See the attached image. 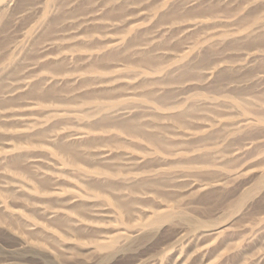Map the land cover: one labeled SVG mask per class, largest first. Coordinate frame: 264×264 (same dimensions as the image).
Returning a JSON list of instances; mask_svg holds the SVG:
<instances>
[{"label": "rangeland", "instance_id": "374dc122", "mask_svg": "<svg viewBox=\"0 0 264 264\" xmlns=\"http://www.w3.org/2000/svg\"><path fill=\"white\" fill-rule=\"evenodd\" d=\"M0 264H264V0H0Z\"/></svg>", "mask_w": 264, "mask_h": 264}, {"label": "bare ground", "instance_id": "6f19581e", "mask_svg": "<svg viewBox=\"0 0 264 264\" xmlns=\"http://www.w3.org/2000/svg\"><path fill=\"white\" fill-rule=\"evenodd\" d=\"M4 2H5V1H4ZM75 137H76V136H75ZM78 139H79V137H76V138H75V140H78Z\"/></svg>", "mask_w": 264, "mask_h": 264}]
</instances>
